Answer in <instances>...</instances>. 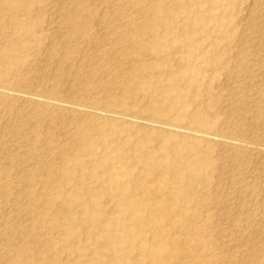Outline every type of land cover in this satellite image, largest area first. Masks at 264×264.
<instances>
[{
	"label": "rangeland",
	"instance_id": "1",
	"mask_svg": "<svg viewBox=\"0 0 264 264\" xmlns=\"http://www.w3.org/2000/svg\"><path fill=\"white\" fill-rule=\"evenodd\" d=\"M8 1L0 0V264H144L152 232L136 236L128 257L79 236L82 228L68 249L55 217L69 213L57 214L50 202H64L63 191L70 196L77 184L115 212L109 176L99 170V181L89 182L94 162L120 165L119 151L134 164L139 151L168 147L210 160L212 174L200 245L188 239L194 220L171 218L180 223L165 234L183 240L171 245L183 250L175 264H264V0H154L166 11L146 9L150 0H16L28 4L24 11ZM143 31L152 47L140 51ZM113 112L127 121L110 119ZM84 131L94 152L84 151L85 166L75 167ZM225 136L260 149L236 162ZM65 170L74 171V183H62Z\"/></svg>",
	"mask_w": 264,
	"mask_h": 264
},
{
	"label": "bare ground",
	"instance_id": "2",
	"mask_svg": "<svg viewBox=\"0 0 264 264\" xmlns=\"http://www.w3.org/2000/svg\"><path fill=\"white\" fill-rule=\"evenodd\" d=\"M8 3L12 8H14L17 11H24L26 9L29 10L27 6L28 4L26 3H19L16 0L15 1L9 0ZM146 9L154 10V11H157V10L166 11V8L164 6L156 5L154 0L148 1V4L146 5ZM156 17L157 15H154L153 18L150 19V22L147 23L146 26L155 25ZM1 28L2 27H0V30H2ZM140 37L141 39L139 38L137 42V47H139L140 51L148 50V48L152 47V46H149V44L146 42L144 31L142 32ZM153 48L154 50L158 49V47L156 46H154ZM130 87H131L132 93H134L135 87L132 84H130ZM43 100H45L46 102V99H43ZM72 106H75V103ZM91 110H93V108ZM108 112L109 111H107V113ZM107 116L110 119H121V120L127 121L125 119L126 117L124 118L122 117V115L118 116L117 114H114V112L113 114L111 115L108 114ZM127 118H129V116ZM140 125H142V127H144L147 131H154L155 124L152 120H145V121L143 120V122L141 121ZM175 129L176 128H174V130ZM183 133L186 134L185 132ZM195 133L196 132H194L193 134ZM90 137L91 136L89 132L84 131L82 132V134H80L79 138L77 139L78 149L74 153H72V160L76 163L75 167L85 166V163L83 162L84 161L83 160L84 151L88 150L90 151L89 154H93L94 142L92 141ZM190 137H193V136L191 135ZM242 139L244 138L242 137ZM222 140L223 138L221 139V141ZM223 142L226 145V146L224 145V147L232 151V158H234V161L235 159H238L236 160V162L238 161L240 163L239 160H241V158H244V161L247 162L245 158H249L251 155L253 156V152L254 154H256L255 149L257 148L255 146L254 147L249 146L247 142H245L244 140L238 139V137L234 138L232 136L230 137L227 136ZM257 144L258 143H256V145ZM258 154L259 153H257V155ZM226 155L228 154L225 153V156ZM257 155H255L254 157H256ZM133 156H134L133 159L135 160L134 164L125 165V163L130 158H132V156H130V154L127 152L116 151L113 154V158L117 160V163H119L120 165H114L111 163L110 160H107V159L99 160L97 162H94V170L92 171V174H90V177L92 180H89V182H95V183L99 181L98 179L99 170L104 171L109 176L108 179L104 180L105 181L104 183L107 185L106 189H108L105 192H107L108 194H110V191H114V190L118 192L117 195L112 196V198L116 200L115 201L116 202L115 212L108 213L106 209L102 207L100 201L96 198L95 195L90 193L88 189L82 190L81 188L78 187L77 184L76 185L74 184L75 187L74 186L72 187L73 189H71L72 193L70 196H68L66 192L63 191V193L61 194V197L64 200V202L57 203V204H54V202H50V204L53 205V207H55L57 214L67 215L66 213H69V216H70L65 221H63L62 218L55 217L57 226L59 225L58 227L60 226L64 227L63 236H64L65 248H68V249L72 248L70 247V243L71 241L74 240V238H76V234H75L76 229L82 228V232L79 234V236L83 235L86 232L88 236L95 237L97 241L101 240L103 241L104 244H106V246L107 245L110 246L112 248V249L110 248L111 251H113L114 253L125 252V255L128 257L131 253L134 254L135 253L134 251L138 248L136 236L143 235L147 232H152L153 234H155L154 236L157 239L152 244L145 243V245H143V249H144L143 250L144 258L142 260L143 263L144 264H175V260L182 258L183 250L182 248H179L177 250H171L170 248H171V245L174 243L182 244L183 240L181 238L169 239L170 236L165 234L168 227L178 226L180 223V221H173L171 219L175 216L174 214L182 218H185V219L191 218L192 220H194L193 231L195 234L188 236V239H190L191 241H194L198 245H200V242L204 240L203 234L201 236L199 234V232L204 231L205 229V227H203V224L200 225L201 220H202L201 219L202 211L200 209L204 208L203 205L201 206V202H202L201 200H207L208 198L207 196L209 194L208 192L211 186L212 174H211V171H208L207 169L208 166H210L211 164L210 160L192 161L188 153L182 152V151L179 152V150L169 148V147L166 148L163 151V153L162 152H159V153L152 152V151L146 150V151H139L137 155H133ZM243 163L244 162H242V164ZM242 167L244 166L242 165ZM222 171H220L221 174H222ZM74 175H75L74 171L65 170L64 172H62V175H61L62 183L64 185L74 183L76 180L74 178ZM125 180H130L131 183L126 184ZM79 183L80 182H78V184ZM81 183L83 184L84 182L82 181ZM237 183L240 184V181H238ZM200 185L204 186L203 191H200V188H199ZM241 189L243 188H240V190ZM196 193L197 194L200 193L199 196H196ZM137 194L142 195L144 198L143 197L139 199L134 198L136 197L135 195ZM241 197L242 196L238 194V196L237 197L235 196V198L233 199H237V201L238 200L240 201L242 200ZM123 215H126V219H124ZM91 226H94L96 228V232H94L93 234H91L87 230L88 227H91ZM1 233L4 234V232H1ZM6 239L7 238H5V240ZM65 248H60V249L63 250ZM139 249L141 250L142 248H139ZM64 258H67V257H64ZM56 259H57L55 261L56 264H62L61 260H59L58 258ZM120 264H126V263L125 261L120 260Z\"/></svg>",
	"mask_w": 264,
	"mask_h": 264
}]
</instances>
